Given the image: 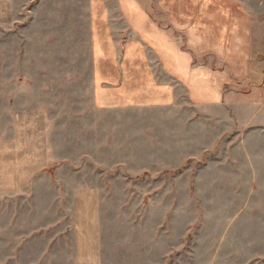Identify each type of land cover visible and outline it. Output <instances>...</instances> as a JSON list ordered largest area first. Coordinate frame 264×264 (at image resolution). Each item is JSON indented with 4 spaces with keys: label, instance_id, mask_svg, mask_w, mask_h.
I'll return each instance as SVG.
<instances>
[{
    "label": "crops",
    "instance_id": "1",
    "mask_svg": "<svg viewBox=\"0 0 264 264\" xmlns=\"http://www.w3.org/2000/svg\"><path fill=\"white\" fill-rule=\"evenodd\" d=\"M102 1L88 9L93 19L84 67H25L24 53L15 51L14 65L10 59L7 68H0L4 260L19 264L24 252L31 261L32 239L49 232L53 238L35 249L55 250L64 237L57 233L64 222L81 218L80 189L96 183L77 174L97 170L72 163L69 145L76 141L75 148L88 138L94 146L100 111L119 107L126 132L136 137L159 135L165 128L175 143L264 141V0ZM9 20L0 22V33L2 27L16 26V18ZM77 35L71 40L74 63L82 57ZM49 74H56L60 84L48 85L43 77ZM86 74L89 78L83 79ZM77 104L87 108V123ZM129 110H147L149 116ZM70 193L72 208L64 201Z\"/></svg>",
    "mask_w": 264,
    "mask_h": 264
},
{
    "label": "rangeland",
    "instance_id": "2",
    "mask_svg": "<svg viewBox=\"0 0 264 264\" xmlns=\"http://www.w3.org/2000/svg\"><path fill=\"white\" fill-rule=\"evenodd\" d=\"M94 2L0 0L1 25L16 18V26L1 28L0 68H7L10 59L14 65L15 51L24 53L25 67H84L93 19L88 9ZM73 33L81 38L82 57L76 63ZM43 78L48 85L60 84L56 74ZM76 109L87 123L85 105ZM119 109L96 113L94 146L88 138L75 148L76 141L69 145L72 163L97 170L77 174L96 183L80 189L81 218L64 222L57 232L64 237L55 250L35 249L50 241L52 233L35 236L32 260L21 252L19 264H264V141L201 138L175 143L165 128L159 135L141 132L136 137V132H126ZM129 111L149 116L147 110ZM64 201L72 208L73 194ZM68 245L74 250L68 251ZM2 257L0 264H17Z\"/></svg>",
    "mask_w": 264,
    "mask_h": 264
}]
</instances>
